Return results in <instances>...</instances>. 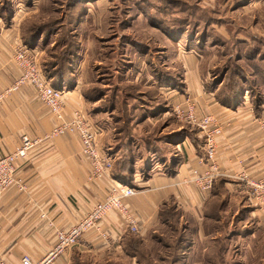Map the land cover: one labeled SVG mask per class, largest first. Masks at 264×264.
Wrapping results in <instances>:
<instances>
[{"label":"crops","instance_id":"1","mask_svg":"<svg viewBox=\"0 0 264 264\" xmlns=\"http://www.w3.org/2000/svg\"><path fill=\"white\" fill-rule=\"evenodd\" d=\"M16 36L12 27H0V157L13 153L24 136L44 137L58 124L50 109L38 99L33 86L26 84L8 92L21 78L14 61ZM201 81L203 86L195 76L182 96L174 94L173 86L166 91H170L173 106L195 102L200 116L216 115L223 126L217 154L221 176L212 191L205 194L193 183H187L192 180L193 170L199 173L206 170L201 163L205 154L204 137L199 129L192 126L193 129L177 126L167 132L163 129L157 134L159 140L164 137L166 142L153 150L146 146L153 138V129L144 133L142 123L114 125L107 121L99 146L113 155L114 178L118 180L115 173L120 171L117 163L124 164L123 171L127 169L125 163L135 165L131 186L137 189V194L127 204L138 231L131 232L121 215L113 211L100 230L86 233L77 246L55 256L49 264H143L147 255L140 251L155 240L162 243L159 236L163 237L168 227L176 228L181 235L178 244L184 235L191 239L190 248L182 253L186 259H196L201 242L214 246L212 241L224 239L226 227L223 230L221 227L228 219L230 227L245 231L236 235V239L249 243L246 257L249 253L253 259H264V205L252 197L243 179V176L264 178V101L258 107L245 102L237 108L227 106L228 109L216 98L218 91L212 88L213 80ZM74 88L65 89L66 115H70L66 118L84 106L80 85L77 83ZM117 134H124L121 139L126 144L115 151ZM158 159L169 160L163 169L151 172V165L160 162ZM91 174L92 166L82 154L81 141L71 134L44 142L19 162L17 177L25 189L13 187L0 194V257L10 264H20L25 256L34 262L45 260L56 246V233L77 224L107 196L109 181H90ZM238 216L235 224L234 218Z\"/></svg>","mask_w":264,"mask_h":264},{"label":"rangeland","instance_id":"2","mask_svg":"<svg viewBox=\"0 0 264 264\" xmlns=\"http://www.w3.org/2000/svg\"><path fill=\"white\" fill-rule=\"evenodd\" d=\"M0 27H12L17 44L36 52L47 77H69L67 91L80 85L82 109L93 123H142L144 133L153 129V138L146 143L153 150L166 142L164 137L159 140V131L177 126L193 129L177 118V105H172L170 91H166L171 86L174 94L182 96L195 76L201 86V80H213L221 106L225 104L219 97L227 83L245 87L239 107L245 102L258 105L264 92L258 85L264 82V0H0ZM249 84L258 87L256 100ZM151 92L157 95L153 99ZM115 97L118 107L108 108ZM136 103L141 105L138 111L133 106ZM262 103L263 99L259 106ZM64 115L70 116L66 105ZM123 135L117 134L113 150L126 144ZM159 159L151 165V172L163 169L169 160ZM116 167L125 172L124 164ZM239 218H234L235 224ZM230 221L221 227H226L224 239L212 241L214 246L201 242L196 259L183 255L191 239L184 235L178 244L181 235L174 227L159 236L162 243L155 240L140 253L147 255L146 264H194L193 260L199 264H264V259H253L249 253L246 257L249 243L236 239L245 231L230 227Z\"/></svg>","mask_w":264,"mask_h":264},{"label":"built area","instance_id":"3","mask_svg":"<svg viewBox=\"0 0 264 264\" xmlns=\"http://www.w3.org/2000/svg\"><path fill=\"white\" fill-rule=\"evenodd\" d=\"M14 61L21 71V78L8 92L17 91L26 84L33 86L38 99L50 109L57 118L58 124L44 137L32 139L24 136L21 145L13 153L0 157V194L13 187L24 190V184L17 177L18 163L26 160L30 153L44 142L70 134L78 136L82 144V154L92 166L89 180H108L110 184L105 199L98 202L80 222L56 233V246L45 260L34 262L30 257L25 256L20 264H49L55 256L77 246L86 233L95 229L100 230L103 220L113 211L121 215L131 232L137 233V222L127 205V200L137 194V189L121 183L112 176L114 159L99 146V139L105 133V128L93 123L83 109L75 110L70 118H66L64 108L67 91L53 87L51 81L45 77L35 51L25 45L17 44ZM195 108V105L188 103L186 108L176 106L174 111L181 122L199 129L203 134L205 155L201 163L206 165V170L203 173L193 170L192 180L187 183H193L203 193L208 194L221 176L217 154L218 138L223 133V126L211 115L200 116ZM262 128L264 129V123ZM243 179L251 190L252 197L259 204L264 205V178L254 180L243 176ZM0 264L10 263L0 257Z\"/></svg>","mask_w":264,"mask_h":264},{"label":"trees","instance_id":"4","mask_svg":"<svg viewBox=\"0 0 264 264\" xmlns=\"http://www.w3.org/2000/svg\"><path fill=\"white\" fill-rule=\"evenodd\" d=\"M136 59V58H135ZM45 77L51 81L53 87H55L56 89H59V90H64L66 89V86H65V83L68 82V81H65L66 78H69V77H65L63 74H55L53 77H47L45 74V72L43 71ZM53 80V82H52ZM55 80V81H54ZM258 85L261 86V89L262 91L264 90V82H258ZM237 87L235 86H232V85H229L228 83L226 84V87H225V90H223V93L221 95L220 100L222 102L223 100V104H225L226 106H230V107H233V108H237L240 104H241V99L243 97V92H244V86L242 87V85L240 84H236ZM248 87V90L249 92L251 93L252 96H254V91H257L258 87H256V85L254 87L247 85ZM138 89V88H137ZM156 92V91H155ZM263 94H261V97L257 91V97L260 96V99H257L255 96H254V100L257 99V103L258 105H256L257 107L259 106V104L261 103L262 99L264 101V92H262ZM138 96V93L135 94V97L137 98ZM149 96H151V98H155L156 97V93L154 92H151L149 93ZM220 96V95H219ZM251 96V97H252ZM135 97H132V98H135ZM140 101H142V99H140ZM119 103V99L117 97H115L110 104H107V107L113 109V108H116L118 107V104ZM242 103H243V100H242ZM134 108L138 111L140 108H141V105L140 103H136V104H133ZM261 106V105H260ZM126 118L129 120L130 117L128 115V113H126ZM132 123H135V121H131L130 124ZM128 124V123H127ZM126 128V127H125ZM129 128V126H128ZM128 128H127V131H128ZM123 142V141H122ZM125 145V144H124ZM125 165L127 166V169L125 170V172H121L119 171L117 174V177H118V180L125 184V185H133V178H134V175H135V165L134 164H130V163H125ZM124 168V167H123ZM130 171V172H128ZM127 174V175H126ZM190 246H188V248L186 249H189ZM146 258H144L143 260H145ZM165 262V261H164ZM177 263V262H176ZM143 264H146V262H143ZM167 264V263H166Z\"/></svg>","mask_w":264,"mask_h":264}]
</instances>
